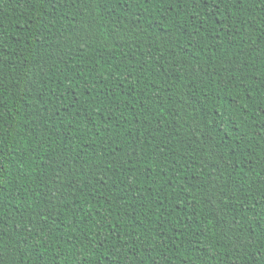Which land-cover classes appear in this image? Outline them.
Wrapping results in <instances>:
<instances>
[{
    "label": "trees",
    "instance_id": "16d2710c",
    "mask_svg": "<svg viewBox=\"0 0 264 264\" xmlns=\"http://www.w3.org/2000/svg\"><path fill=\"white\" fill-rule=\"evenodd\" d=\"M0 264H264V0H0Z\"/></svg>",
    "mask_w": 264,
    "mask_h": 264
}]
</instances>
